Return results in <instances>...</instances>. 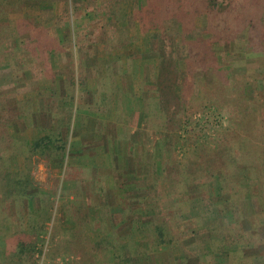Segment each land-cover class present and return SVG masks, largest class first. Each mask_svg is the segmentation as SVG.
<instances>
[{"label": "rangeland", "instance_id": "obj_1", "mask_svg": "<svg viewBox=\"0 0 264 264\" xmlns=\"http://www.w3.org/2000/svg\"><path fill=\"white\" fill-rule=\"evenodd\" d=\"M24 1L28 2L27 7L30 8L26 7L24 11H16L19 20L16 27L13 26L11 29H17V32L20 31L19 29L25 31L31 25L32 28L29 27V30H33L35 33L34 37L38 39L40 32L39 29L34 28L35 15L32 11L35 7L40 8L42 4L33 0ZM56 1L63 2L64 0ZM134 1L79 0L77 3L74 1L72 3L71 0H68V6H61V11L64 19L71 18V13L74 11L73 14L76 21L85 19V23L82 24L80 22V25L87 30L102 35L116 27L110 20L106 19L105 15H108V10L112 8L115 11V5L118 6L121 3L123 5L126 4L127 7L130 2L134 3ZM139 4L135 2V9L133 8L132 11L133 13L137 12L132 18L136 19L137 17L136 27H139L144 34L149 33L147 31L149 29L147 20L139 19L137 15L140 10ZM115 12L119 14L120 9L117 7ZM49 17L50 10H45L43 18L48 19ZM132 18L125 21L123 27L131 29L135 22ZM16 20H13L14 23ZM143 23L144 26L142 27ZM117 34L122 35L120 31ZM42 36L45 37V35ZM123 37L124 35L121 36L122 39ZM146 37L148 39V49L147 53L144 54V58L142 57L143 59H141L143 60L142 65L140 64L142 73L140 72V75L138 73L139 77L142 76L144 81V83L142 81L139 84L141 93L144 95V115L141 118L140 116L133 117L129 125L132 131L139 129V139L143 147L139 149L138 154L143 162L147 161L144 154L146 150L149 151L154 147V134L161 127V124L154 117L151 105V98L156 90L154 67L158 59L150 36ZM127 38L130 43L134 41L132 37ZM0 45H3L1 34ZM227 49L229 50L227 51L228 61L225 67L232 86L231 90L223 92V95L217 92V83L220 84L224 80L221 82L218 79L213 81L212 74L209 71L211 68L205 71L195 70V73L193 74L192 72L187 78L191 93L186 97V105L192 107L191 110L201 111L206 104L208 112L215 117V113L218 111L215 105L217 97L221 98L223 96L224 99L229 100L236 99L235 92L238 91L237 88L240 86L242 89H248L247 92H244V95L247 98H252L255 88H258V86L264 87V64L261 61L264 60V51L242 48L233 49L232 46ZM224 52L226 53V51ZM187 54L188 51L184 45L177 48V65L179 71H184L183 75L188 70ZM223 61L222 57L219 62L217 61L219 66ZM1 62L0 60V65L2 64ZM260 64L263 66L261 67ZM116 69L117 62L113 60L102 61L100 66L96 67L92 77L98 78L96 88L99 89L97 93L100 95L93 94L96 93V89L95 91L88 90L84 93L83 84L76 83L74 110L63 118L65 120L64 128L67 131L69 129L67 123L70 121V129L68 131L70 145L61 168L62 175L59 181L56 180V173L47 164V161L39 157H33L32 177L39 184L38 196L36 197L38 199L29 203L30 210L33 212L30 215L21 208L17 209V211L12 208L5 209L4 217L2 218L3 232L0 234V264H122V259L125 256L124 247L130 249L128 254L132 256V260L128 264H135L137 257H143L140 259V264H145L146 255L137 256L135 250V241L140 242L144 236L139 233L136 236V232H134L125 241H122L119 228L115 225L120 223L117 219L123 217L124 220V217L129 215L128 209L126 208V212L119 210L114 213L112 215L113 219L110 221V208H108L110 214L107 212L106 216L105 211H103L106 206L100 207V200L103 198L101 194L108 189H114L117 183L114 178L108 181L106 179L105 163L107 156H104V150L107 146H117V143L106 142L108 133L107 118L101 117V113L104 116L105 112L97 111L98 106H92V103L96 98L101 99L114 91ZM86 70L89 73L91 72V64L90 68L88 64L86 65ZM122 70L124 71L123 68ZM77 71L78 75L83 78V68L78 67ZM200 78L206 79H204V86L206 88L210 87L209 93L205 91L202 95V88H200L198 82ZM184 79L185 77L182 76L181 80ZM256 91L259 92L261 89ZM255 94L258 93L256 92ZM70 96L72 97V93ZM70 101L72 100L70 99ZM256 101L254 99L251 103L253 104ZM24 102L28 106L32 103L28 99H25ZM241 103L242 107L250 105L249 100H242ZM83 105L85 106L84 110ZM261 107L264 109V104ZM227 108L224 105L220 106L219 109L226 111ZM0 110H2L1 107ZM173 116L177 120L181 119V117L178 118V115ZM215 120L217 121L215 118L211 120V128L210 124H200L198 122L199 117L195 116L194 121L185 126L188 129L186 137L189 140L185 144L184 149H186L187 145L188 147H193L196 144L200 147L205 145L206 147H211V149L215 148L216 145L213 144V139H217L218 145L220 132L226 127L224 121L221 120L223 124H220L219 121L216 122ZM205 127H210L211 130L205 131ZM241 134L253 139L252 156L261 155L264 161V134H260L257 130L248 132V129ZM77 137H84L85 142L77 143L75 140ZM228 138L231 140L230 144L236 146V148L234 146V154L240 155L241 151L239 146L237 147L238 144L236 142L241 140L234 135H230ZM17 140L19 139L17 138ZM133 141L137 143L136 136ZM13 149H16V147L14 146ZM21 149L22 146L19 145L18 150L20 151ZM249 152L250 150L247 153H242V155H247ZM208 153H210V156H205ZM177 154L178 152L171 154V159L174 160L172 161V166L175 169L184 167L181 165L183 159H178L179 156ZM200 155H202L200 159L202 177L194 182L195 187L193 190L186 187L184 180H181L179 187L172 181L165 183V186H161V189L159 187V196L165 199V206L161 213L167 224H169V235L166 237L167 240L170 238L175 240L173 246L177 249L176 251L171 245L168 253L170 254L171 251L173 256H166V260H171V264H175L178 261L175 259L176 256L181 258L189 256L186 264H222V262L223 264H264V163L252 157L251 159L247 158L249 162L246 161V164H240L241 167L229 166L230 164H226L225 158L218 160L215 155V162L212 164H214V168L221 169L222 173L214 171L212 175H208L207 167L214 158V153L210 150V152H201ZM76 160L80 165L75 164ZM224 168L229 171L228 175L224 174ZM148 175L152 176V173ZM145 182L149 184L151 181L147 179ZM159 185H163V181H160ZM191 193L193 196L190 195ZM220 209L226 214V227L223 228L226 229V236L224 232L222 237L218 235L219 230L211 232V227L206 217V212H209L213 217ZM94 217L98 220L100 218L102 223L96 222L98 225L95 226V222L92 220ZM217 220L221 225H224L220 216L217 217ZM32 221L47 224L46 231L51 236L50 238L49 234L46 236L45 243H38L37 253L33 258V262L30 257L20 253L16 245L17 236L14 235V230L7 228L9 223L13 222L19 225L20 231L22 229H31ZM122 226L125 231L128 230V228H125L127 225L122 224ZM33 233L36 235L37 231L33 230ZM23 239L25 240V237ZM222 239L225 240L222 241ZM120 240L124 243L122 244ZM150 241L149 238L148 242ZM224 243H226L225 247ZM209 245L212 246L211 249H208L207 246ZM160 252L158 251L157 253H163ZM111 257L110 263L107 262ZM34 259H36V262ZM148 264H150L149 261Z\"/></svg>", "mask_w": 264, "mask_h": 264}, {"label": "trees", "instance_id": "obj_2", "mask_svg": "<svg viewBox=\"0 0 264 264\" xmlns=\"http://www.w3.org/2000/svg\"><path fill=\"white\" fill-rule=\"evenodd\" d=\"M137 15L139 19L147 20L149 26L147 31L150 33L149 36L154 44L158 59L154 67L156 90L151 98V105L156 121L161 124L160 130L154 134L155 139L153 137L154 147L149 151L146 150L144 154L147 161L142 166V172L144 174L152 173V178H150L152 184L148 185V189L151 191L149 199L151 201L156 199V201L152 211L147 212L149 219L147 221L140 219V222L137 223L139 234L146 240L144 243H135V250L139 256L151 252L168 251L170 246L175 243V240L172 238L167 240L166 237L169 235V224L161 213L163 208L160 202L163 197L159 196L160 189L170 181L179 187L181 180H184L186 187L193 190L194 182L202 177L201 152H210L211 150L214 153V158L207 167L208 175H212L214 171L222 173L221 169L214 168V164H212L215 162V155L218 160L225 158V162L229 163V166L241 167L242 164L249 162L247 158L251 159L252 157L264 163L261 155L252 156L253 139L241 134L245 133L246 129L248 132L257 130L260 134H264V109L261 107L264 104L263 86L255 88L254 96L248 97L249 99L244 95L248 89H242L240 86L235 92L236 99L217 97L215 105L218 111L215 113V117L208 112L206 104L201 111H193L192 107L186 105V97L191 93L187 78L192 72L194 74L195 70L205 71L211 68L209 71L213 81L224 80L220 84L217 83L216 86L217 92L223 95V92H228L232 88L225 67L228 61L227 51L229 50L227 48L230 49L232 46L233 49L264 51V0H140V10ZM182 45L188 51L186 57L187 76L183 75L184 71H179L176 59L177 48ZM221 57L224 61L219 66L218 62ZM261 61L264 64V60ZM260 66L263 65L260 64ZM182 76L185 77L184 80H181ZM204 79H198L202 95L205 91L209 93L210 90V87L204 86ZM258 89L261 91H256ZM256 92L258 94H255ZM254 99L257 101L252 104L251 101ZM242 100H249L250 105L242 107ZM224 105L228 108L226 111H221L219 108ZM209 110L211 109L209 108ZM173 115H178V118L181 117V119L177 120ZM0 116L3 117L0 119L2 121V123L0 121V234H2V218L6 208L16 211L21 208L29 215L33 214L29 203L38 199L36 197L39 189V184L32 177L33 157L45 159L49 163L53 161L59 168H62L68 149V140L64 138L62 130H59L45 133L28 145L26 142L17 140V136L12 137L8 130L14 122V116L8 114L4 116L3 110H0ZM195 116L199 117L200 124H210L211 128V120L214 118L220 124H223L222 121H224L226 127L220 132L218 145L217 139H213V144L217 148L211 149L208 145V147L205 145L200 147L196 144L193 147L187 145L184 149L189 140L186 137L188 129L185 126L193 122ZM210 127H205V131L211 130ZM230 135L241 140L236 142L241 151L240 155L234 154L233 150L236 146L234 145V148L230 144L231 140L228 138ZM19 145L22 146L20 151L18 150ZM14 146L16 149H13ZM249 150L247 155H242ZM174 152H178V159H183L181 165L184 167L175 169L172 166L174 160L171 159V154ZM205 156L209 157L210 153ZM223 170L225 175L229 174L226 168ZM160 181H163V185H159ZM218 216L224 225L218 222ZM206 217L211 232L219 230L218 235L222 237L225 232L226 236V229H223L226 227L224 211L220 209L213 217L209 212H206ZM46 225L42 222L32 221L31 229H22L21 231L17 223L10 222L7 226L9 230H14V235L17 236L16 245L20 253L30 257L32 262L37 253L38 243L46 242V236L49 234L46 231ZM33 230L37 231L36 235ZM149 238L150 242H148ZM224 240L222 239V241ZM207 247L208 249L212 248L211 245ZM173 248L177 251L174 246ZM123 251L126 257H123L122 264H128L132 260V256L128 254L130 249L124 247ZM157 257V255L155 257L152 255L148 258L150 264H159ZM188 257L177 259L175 264H186L189 260ZM34 260L36 262V259ZM148 261L146 260L145 264H148ZM161 261L164 264L163 256H161ZM139 262L137 260L135 263L140 264Z\"/></svg>", "mask_w": 264, "mask_h": 264}, {"label": "crops", "instance_id": "obj_3", "mask_svg": "<svg viewBox=\"0 0 264 264\" xmlns=\"http://www.w3.org/2000/svg\"><path fill=\"white\" fill-rule=\"evenodd\" d=\"M33 1L42 4L40 8L35 7L32 11L35 15L34 28L39 29L40 32L38 39L34 37L33 30H29V27L32 28L31 25L25 31L19 29L20 31L17 32V29H11L13 26L16 27L19 20L16 11H24L28 2L0 0V34L3 37V45H0V60L2 61L0 65V100L2 102L0 107L4 116L7 114L14 116V122L8 130L12 136H17L20 141L28 145L45 133L62 130L64 138L68 140V152L70 121L67 123L69 128L67 131L64 128L63 118L74 110L76 83L83 84L84 93L96 89V93L93 94L100 95L97 93L99 89L96 88L98 78L92 77V74L102 61L117 62L114 91L101 99L96 98L92 106H98L97 111L105 112L104 116L101 113V117L107 118L106 142L117 143V146H107L104 150V156H107L106 179L108 181L114 178L117 183L114 189H108L101 194L103 198L100 200V207L106 206L103 210L106 216L107 212L109 214L111 212L110 221L114 213L119 210L126 212V208L128 209L130 213L124 217V220L123 217L117 219L120 221L119 224L115 221L120 237L122 241H125L134 232L136 236L138 235L139 225L137 223L140 219L144 221L149 219L147 212L152 211L156 201V199L152 201L149 199L151 191L148 185L152 183L145 182L152 176L142 172L144 162L140 160L138 151L143 145L140 143L139 129L132 131L129 127L133 117L140 116L141 118L144 115V95L139 87L143 77L139 75L141 63H143L141 59L144 58L148 49L146 36H149V33L144 34L139 27H136L137 17L132 18L137 12L132 11L135 2L139 4L140 0L130 2L127 7L122 3L115 5V11L117 7L120 9L119 14L112 8L108 10L109 17L105 15L106 19L116 27L102 35L80 25V22L85 23V19L76 21L74 11L71 13V18L64 19L61 6H68V0L63 2ZM73 1L77 3L79 0H71L72 3ZM45 10H50L48 19L43 18ZM131 18L135 20L131 29L123 27L125 21ZM15 19L17 20L14 23ZM119 31L124 35L123 39L122 35L117 34ZM126 37H132L134 41L130 43ZM87 64L89 68L91 64L90 73L86 70ZM78 67L83 68V78L78 75ZM25 99L31 100L30 106L25 105ZM84 108L83 105V110ZM135 136L137 143L133 141ZM75 140L77 143L85 142L84 137H77ZM76 163L80 165L77 160ZM47 164L52 167L56 173L55 179L59 181L62 175L61 167L59 168L53 161L50 163L47 161ZM160 204L164 208V198ZM92 220L95 226L98 225L96 222L102 223L100 218L98 220L94 217ZM122 224L127 225L125 227L128 228L127 231L123 229ZM144 238L141 239L143 243L146 242ZM161 252V254L151 252L145 255L147 260L152 255L154 257L157 255L159 264L162 262L161 256H164V264L167 262L171 264V260L167 261L166 256H173L172 252L170 251V254L168 251ZM141 258L143 257H137L139 263H141ZM179 258L181 257H175L178 260ZM110 260L112 257L107 262L110 263Z\"/></svg>", "mask_w": 264, "mask_h": 264}]
</instances>
